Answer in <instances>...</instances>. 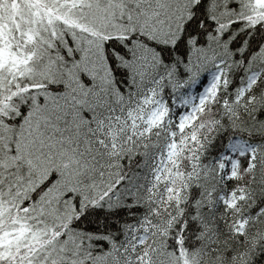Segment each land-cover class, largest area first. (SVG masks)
I'll return each instance as SVG.
<instances>
[{
    "label": "snow or ice",
    "instance_id": "1",
    "mask_svg": "<svg viewBox=\"0 0 264 264\" xmlns=\"http://www.w3.org/2000/svg\"><path fill=\"white\" fill-rule=\"evenodd\" d=\"M0 264H264V0H0Z\"/></svg>",
    "mask_w": 264,
    "mask_h": 264
}]
</instances>
